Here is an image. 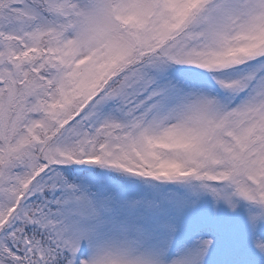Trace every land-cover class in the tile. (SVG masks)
I'll return each instance as SVG.
<instances>
[{
	"label": "snow or ice",
	"instance_id": "6c2138e0",
	"mask_svg": "<svg viewBox=\"0 0 264 264\" xmlns=\"http://www.w3.org/2000/svg\"><path fill=\"white\" fill-rule=\"evenodd\" d=\"M0 264H264V0H0Z\"/></svg>",
	"mask_w": 264,
	"mask_h": 264
}]
</instances>
